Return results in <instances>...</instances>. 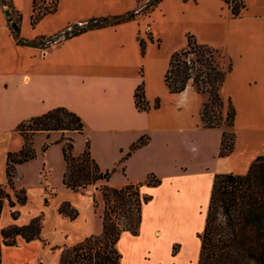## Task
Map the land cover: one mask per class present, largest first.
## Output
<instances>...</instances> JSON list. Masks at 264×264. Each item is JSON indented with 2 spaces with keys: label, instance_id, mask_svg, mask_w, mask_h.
<instances>
[{
  "label": "crops",
  "instance_id": "0c3cea01",
  "mask_svg": "<svg viewBox=\"0 0 264 264\" xmlns=\"http://www.w3.org/2000/svg\"><path fill=\"white\" fill-rule=\"evenodd\" d=\"M33 1L36 0H10L12 11L7 4H0V184L6 180L7 153L18 151L23 144L16 131L22 121L65 107L81 117L84 130L81 133L39 131L33 135L32 146L38 133L47 134V155L53 154V158L51 162L50 158L46 159L45 170L40 174L33 173L36 176L20 171L23 166H16L15 179H25L29 185H34L40 199V210L22 219L26 204L17 206L19 216L12 220L9 207L5 205L0 226L26 224L41 213L45 218L47 204L42 201L52 192H56V197L58 191H73L63 183L66 171V166H61L65 160L63 148L55 145L64 144L62 137L72 138L75 143L78 135L86 134L91 157L103 172L110 174L105 181L108 186L121 188L129 183H140L141 195L152 197L142 205L139 234L132 235L129 231L121 234L117 244L122 255L120 264L125 261V253L121 249L125 236L134 243L128 256L147 259L149 254L155 253L158 257L160 248L164 246L162 230L168 229L170 224L171 228H189V240L198 248V234L205 225L215 174H245L258 156H264V0H242L245 7L237 16L225 0H216L224 15L222 30L218 32L219 41L212 46L219 48L232 63L220 93L224 102H231L235 108L234 125L231 127L235 135L234 148L223 157L219 156L222 132L228 127L203 125L201 110L206 102L205 95L195 89L189 91L191 85L181 93H173L165 83L171 55L184 48L187 35L193 34L184 30V39L177 40L173 46L168 36L157 28L154 20L157 10L164 25L169 24L168 13L162 8L168 0H161L148 14L145 12L117 24L87 29L46 47L19 44L12 33L10 19L20 17L17 24L19 37L31 42L83 27L92 18L137 10L140 4L138 0H57L56 9L32 25V15L44 13V7L50 0L40 2L34 10ZM177 1L179 6L199 2ZM5 11H9L8 16ZM195 38L199 43L208 44ZM139 85L144 87L148 110H140L136 105L135 92ZM157 101L159 106L156 107ZM210 130H219L213 147H210L208 139ZM140 139L146 142L132 150ZM57 161L62 181L60 188L53 182L52 174L53 163ZM149 175H154L161 183L158 186L146 184ZM22 186L28 196V186ZM87 189L92 191L91 186ZM94 195L100 202L103 198H99V191L93 192L95 209ZM64 201L78 210V205L64 198L57 204V212ZM189 212L194 220L193 227L192 223H186L179 217ZM58 214L69 221H77L80 215L70 220ZM44 226L43 220V229ZM43 229L40 240L25 242L18 236L17 245L20 242H38L51 249L54 246L44 239ZM146 229L151 232L150 246L136 250L137 245L139 248L145 242L141 237ZM96 233L100 234V231ZM92 234L95 233L89 232L75 242L66 241L60 246L76 244ZM169 242L170 252L175 243L182 246L185 238L175 237ZM5 249L2 248L1 264ZM25 263L22 261L20 264Z\"/></svg>",
  "mask_w": 264,
  "mask_h": 264
},
{
  "label": "trees",
  "instance_id": "16d2710c",
  "mask_svg": "<svg viewBox=\"0 0 264 264\" xmlns=\"http://www.w3.org/2000/svg\"><path fill=\"white\" fill-rule=\"evenodd\" d=\"M42 1L45 0L33 1V10ZM141 1L138 0L140 7L137 10L117 16L92 18L83 27L67 29L53 37H41L29 42L19 37L18 28L12 30V33L19 44L46 47L87 29L133 19L141 13L152 10L161 0H146V3ZM225 1L235 16L245 7L242 0ZM0 4H7V8L12 11L10 0L7 2L0 0ZM56 7L57 0L50 1L44 7V13L32 15L31 24H36L44 14L54 11ZM10 20L17 25L20 17ZM224 57L219 48L199 43L193 34H188L187 45L171 55L165 74V83L173 93H181L191 85L198 93L208 94L209 100L204 103L201 110V121L209 128L234 125L235 108L231 102L226 104L220 93L226 76L232 69L231 61H228L226 67L220 64L219 59ZM135 99L138 109H149L143 85H139L136 89ZM155 106H159V101ZM83 130L84 123L81 117L65 107L51 109L18 124L16 131L21 136L23 144L18 151L7 153L6 180L0 184V217L3 207L7 205L11 219L16 220L19 216L16 207L23 206L27 202L25 189L17 188L14 179L16 165L36 157L32 147L33 135L39 131L81 133ZM234 136L233 131L223 130L219 156H227L233 151ZM62 141H64L63 154L66 161L63 183L67 188L79 192L105 179L104 175L108 172H103L91 157L89 141L78 156L73 154L72 138L62 137ZM145 142L146 140L140 139L131 149L134 150ZM47 146L45 145L44 149ZM145 183L158 186L161 181L154 175H149ZM141 185L129 183L121 188L105 185L103 187L105 211L101 216L102 232L87 236L76 244L64 245L58 264H120L122 255L117 244L121 234L125 231H129L132 235L139 234L142 205L152 198L141 195ZM110 201L115 203L108 205ZM94 205L97 207L95 197ZM58 212L70 220L79 215V211L68 201L61 203ZM122 215H125L126 224L120 226L119 220ZM43 220L44 214L41 213L32 217L26 224L11 223L5 227L0 226V264L2 248L16 246L18 236L25 242L42 238ZM198 237L200 238L198 264H264V156H258L245 174L233 172L215 174L205 225ZM51 249L54 250V247ZM173 254L175 256L177 251Z\"/></svg>",
  "mask_w": 264,
  "mask_h": 264
},
{
  "label": "rangeland",
  "instance_id": "374dc122",
  "mask_svg": "<svg viewBox=\"0 0 264 264\" xmlns=\"http://www.w3.org/2000/svg\"><path fill=\"white\" fill-rule=\"evenodd\" d=\"M198 1L199 2L196 5L192 4L187 6H179L177 0H168V2L162 6L163 10L167 11L168 13V25H164V22L160 20L161 13H159L158 10L157 13H155V25L162 31V33L168 36L167 39L173 42V46L177 42V40L181 41L182 39H184L182 35L184 30L193 33L198 39L204 40L210 45H217L219 41L218 32L222 30L223 26L222 15H224V12L220 10L219 3L216 0ZM141 2L146 3V0H142ZM148 12L149 11H146V14H148ZM219 61L223 67H226L228 63L226 57H224L223 59L220 58ZM194 89L195 88L192 87L189 91ZM205 97L206 101L209 100L208 94L205 95ZM228 131L232 132L231 127H228ZM218 135L219 130H210L208 132V139L211 145L210 147H213V144H216ZM88 139L89 138L86 134H80L78 135L75 143L73 141V154L75 156L80 155L84 151ZM47 141H49L47 139V134L44 133H38L37 136L34 137L33 146L36 149H33L34 152H36L37 150L36 157L29 159L21 164H17L16 166H23L20 171H25L27 172V174L32 173L33 176H36L34 174H40L45 170L43 165L46 163V159L50 158L51 162L53 158V154H51L50 157L49 154L47 155L48 148L44 149V146ZM55 146H57L58 148H63V145L60 144H57ZM63 161L64 162H61V166L64 165L65 168V160ZM50 164L51 163H49V165ZM59 171L60 164L57 161L53 163L52 174L53 182L60 188L62 181L60 179ZM14 180L15 185L18 188H22V185L28 186L29 188L27 203L23 207L22 211V219H25L31 213H37L40 210L39 195L37 191L34 190V185H29V181L27 182L25 179L17 178ZM105 181L106 179H102L97 181L95 184L91 185L92 191L95 194L96 191L100 192L99 198H103V187L107 185ZM92 191L90 189L81 190V192L58 191V196L56 197H54L56 195V192H52L50 197H47L45 201H42L41 203L47 204L44 218L45 226L43 229L44 239H46V241L51 246H54V250L52 251L51 249H49L48 245L43 246L41 243L39 244L38 242H34L32 244L20 242L16 246L6 247L2 264H20L22 261L31 264L34 260L38 259L39 260L34 264H58V256L60 255V252L63 248V246L60 245H63L64 243H66V241L75 242L78 239H81L84 234H87L89 232H94L95 234H97L96 232L100 231L101 233V216L105 211V201L103 199V202H100V200L96 198L97 196L94 195L97 201V207L94 209L92 204ZM64 198H69L75 205H78L77 208L79 210L80 215L77 221L66 220L64 218H61V216L58 214L57 204ZM50 200L51 203L48 204ZM114 203L115 202L110 201L108 205H113ZM124 216L125 215H122V217H120V226L126 224V218ZM114 217L115 213L113 214V219ZM163 217L164 216H162V218ZM170 217H172V215ZM179 217L182 221H186V223H192V227L195 225L192 214L190 212L189 214H181V216ZM170 226L171 224L168 226V229L162 230L164 236V246L160 248V255L158 257H156L155 253L154 255L149 254L150 256H148L147 259L141 258L139 256L133 257V255L128 256L127 253L131 251L134 246V243L131 242L127 236H125L121 243L122 252L125 253V261L123 264H198L199 251H197L196 254V249L200 250V246H198L197 248L196 244L189 240L191 238L190 229L186 227H180V229H176L173 226L172 228ZM149 237H151L150 230H143V236L141 237V240H144L145 242L144 244L143 242L141 243L139 247L140 249L137 245L136 250H142L145 249L147 246H150ZM175 237H184L185 242L184 244H182V246L179 243H175L169 252V241ZM176 251L177 254L174 256L173 252ZM160 259L162 261H160Z\"/></svg>",
  "mask_w": 264,
  "mask_h": 264
},
{
  "label": "water",
  "instance_id": "95a60500",
  "mask_svg": "<svg viewBox=\"0 0 264 264\" xmlns=\"http://www.w3.org/2000/svg\"><path fill=\"white\" fill-rule=\"evenodd\" d=\"M5 15L8 16V15H9V11H5ZM11 28H12L13 30H16V29H17V25H16V23L11 22ZM109 176H110V174H109V173H106V174L104 175V178H105V179H108Z\"/></svg>",
  "mask_w": 264,
  "mask_h": 264
},
{
  "label": "bare ground",
  "instance_id": "6f19581e",
  "mask_svg": "<svg viewBox=\"0 0 264 264\" xmlns=\"http://www.w3.org/2000/svg\"><path fill=\"white\" fill-rule=\"evenodd\" d=\"M158 236H160V234H158Z\"/></svg>",
  "mask_w": 264,
  "mask_h": 264
}]
</instances>
